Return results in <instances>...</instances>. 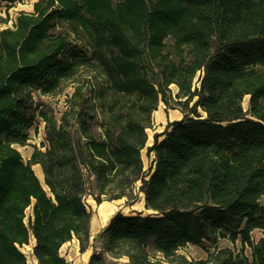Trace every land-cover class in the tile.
<instances>
[{
  "label": "trees",
  "instance_id": "1",
  "mask_svg": "<svg viewBox=\"0 0 264 264\" xmlns=\"http://www.w3.org/2000/svg\"><path fill=\"white\" fill-rule=\"evenodd\" d=\"M66 82L57 119L35 93ZM170 84L183 116L146 146ZM138 181L151 212L111 215L87 264H264V0H35L0 30V264H27L31 239L39 264H69L62 245L89 244L90 188L132 204Z\"/></svg>",
  "mask_w": 264,
  "mask_h": 264
},
{
  "label": "rangeland",
  "instance_id": "2",
  "mask_svg": "<svg viewBox=\"0 0 264 264\" xmlns=\"http://www.w3.org/2000/svg\"><path fill=\"white\" fill-rule=\"evenodd\" d=\"M35 0H0V30L6 27H10L15 20L16 15L20 11H32L33 3ZM6 20V21H3ZM194 86H198V75L194 78ZM178 86L176 84H170L167 91L168 103H165L163 100L158 102L156 110L152 113V125L147 128L148 140L146 146H149L153 141V135L156 132L162 131L169 122L180 119L183 116V111L181 106L178 104V100H184L185 98L177 97ZM73 91V85L70 82H66L62 85L61 89L58 90L55 94L42 95L35 93V98L38 101L43 102L44 104L49 105L54 113V116L59 119L62 110L65 107V99ZM248 99L249 96L245 95L242 100V106L244 109L248 108ZM193 101L189 103V106ZM199 112L202 114L200 108ZM45 122L42 118H38L36 124L30 128V140L29 143L23 146H18L23 158L28 160L31 152L33 150V144L40 146L41 142L44 141L45 131H44ZM153 153L147 155L146 148L142 150V158L144 162L145 169L149 168L151 160L153 158ZM36 174L43 182L42 169L39 164L32 165ZM139 181L136 183V193H138L137 199L132 203H127V198L122 197L119 199L107 200L104 199L98 203L94 198V191L92 188L87 192L84 199L92 212L91 221H90V237L88 247L84 250L80 249L79 242L76 238L64 243L60 249L61 254L68 260L69 264H87L88 258L96 245V235L97 233L106 225L111 215L116 211L121 210L123 213H131L134 211H142L147 214L150 213V210H147L144 207L143 193L138 191ZM109 203L111 207V212L106 216L104 211L101 208L102 204ZM262 204L264 205V199H262ZM30 212V208L27 209V213ZM264 233L261 229H254L251 231V236L253 240H257ZM32 244V239L30 240L29 245ZM219 245L221 247H231L240 249L241 241L238 239L235 243L230 242L227 239L221 240ZM33 246V245H32ZM21 249H25L24 245ZM244 251L247 255H250V248L245 246ZM179 252L185 254L189 258H204L206 256L205 250L200 245L188 244L186 247L179 249ZM27 264H38L35 260V257L28 251L26 252ZM108 264H128V260L125 257H110Z\"/></svg>",
  "mask_w": 264,
  "mask_h": 264
},
{
  "label": "bare ground",
  "instance_id": "3",
  "mask_svg": "<svg viewBox=\"0 0 264 264\" xmlns=\"http://www.w3.org/2000/svg\"><path fill=\"white\" fill-rule=\"evenodd\" d=\"M101 208L104 211L106 216L111 212V207L109 203L102 204Z\"/></svg>",
  "mask_w": 264,
  "mask_h": 264
},
{
  "label": "crops",
  "instance_id": "4",
  "mask_svg": "<svg viewBox=\"0 0 264 264\" xmlns=\"http://www.w3.org/2000/svg\"><path fill=\"white\" fill-rule=\"evenodd\" d=\"M33 243H34V240L32 239V244H26V245H24V247H25V249L26 250H24V249H22L24 252H25V254L26 255H28L26 252L28 251L29 253H31V248H32V245H33ZM36 260V259H35ZM37 261V260H36ZM38 263V262H37ZM29 264V263H28ZM39 264V263H38Z\"/></svg>",
  "mask_w": 264,
  "mask_h": 264
},
{
  "label": "water",
  "instance_id": "5",
  "mask_svg": "<svg viewBox=\"0 0 264 264\" xmlns=\"http://www.w3.org/2000/svg\"><path fill=\"white\" fill-rule=\"evenodd\" d=\"M41 180V179H40Z\"/></svg>",
  "mask_w": 264,
  "mask_h": 264
}]
</instances>
